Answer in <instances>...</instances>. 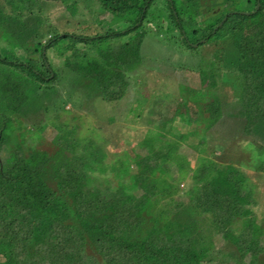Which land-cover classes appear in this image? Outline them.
Here are the masks:
<instances>
[{"label": "trees", "instance_id": "1", "mask_svg": "<svg viewBox=\"0 0 264 264\" xmlns=\"http://www.w3.org/2000/svg\"><path fill=\"white\" fill-rule=\"evenodd\" d=\"M79 1L89 0H74L70 11L69 0L60 1L66 4L58 14L66 18L62 26L50 13L58 4L52 0H0V264H244L247 257V264H264V227L254 212L257 184L239 165L204 154L192 167L174 157L185 134L167 136L178 116L202 121L199 142L205 143L210 129L233 111L264 150V0H247L248 14L235 11L239 0H214L208 9L202 0H166L170 9L155 19V29L169 35L173 24L172 36L193 51L189 41L206 38L198 46L214 42V57L198 68L203 101H193L194 112L189 99L177 101L166 130L146 133L141 145L149 153L134 155L139 169L129 185L118 175L129 158L106 163L103 147L81 137L77 127L55 124L51 149L39 145L47 123L31 125V144L10 130L14 115H29L34 92L58 79L52 56L90 84L88 99L112 102L129 90L154 23L147 12L155 0H95L110 14L96 19H124L125 26L111 29L74 19L84 11ZM254 24L259 30L247 32ZM121 76L128 84L115 80ZM109 171L115 182L105 176ZM184 180L186 187L179 183ZM214 229L233 245L226 259H219Z\"/></svg>", "mask_w": 264, "mask_h": 264}, {"label": "rangeland", "instance_id": "2", "mask_svg": "<svg viewBox=\"0 0 264 264\" xmlns=\"http://www.w3.org/2000/svg\"><path fill=\"white\" fill-rule=\"evenodd\" d=\"M60 1L52 0V2L58 3L50 12L54 16H57L65 8L66 4L63 5ZM73 1L69 0L68 6L66 5L69 11ZM79 2L80 9L83 7L84 11L75 14L74 19L86 20V25L97 22L104 29L125 26L123 18H116L114 21L100 19L110 16V14L99 11V4L95 0H89L86 5H83L82 1ZM202 3L208 9L213 5L214 0H202ZM168 6L166 0H155L148 7V18H152L154 23H149L151 30L147 29L142 44V64L130 80L129 90L124 98L107 102L96 95V97L92 96L88 99L90 84L85 85L86 80H81L75 71L63 68L58 61L59 58L52 56L58 66L56 69L59 73L58 79L54 84H49V88L47 85H43L34 92L26 106L29 115H14L15 123L10 129L11 132L22 134L26 137L27 143L31 144L34 142L30 136L31 125L36 124L35 126L39 128L42 123H47L46 128L41 132L43 143L38 144L43 148L51 149L50 141L56 133L55 124L60 125L62 122H66L68 128L77 127L81 137L92 138L103 147L107 153L106 163H111L119 157L129 158L128 166L121 169L118 175H123L121 179L127 183L126 185L131 184L139 169L134 163V155L149 153L148 148L141 145L146 133H154L158 129L166 130L171 124L169 117L173 113L172 104L174 105L177 101L189 99L191 111L194 112L197 109L193 101H203L204 98L201 94V90L204 88L200 85V70L198 68L204 67L205 62L207 63L211 57H214V42L205 45L202 43L198 46L206 38L195 42L189 41L195 47L193 48L195 52L181 43V39L174 32V36H172L173 24L170 25L172 29L168 31L169 35H166L165 31L161 29H155L158 24L155 19L161 16L163 20L166 17V12L170 9ZM233 6L237 12L250 13L247 0H239ZM146 7L147 4L144 10ZM98 14L100 18L96 19ZM58 16L62 26H65L66 18ZM226 17L227 15L223 21ZM257 30H259V26L255 24L246 29L251 33ZM115 80L128 84V80L126 81L123 76ZM235 82H230V85L237 86ZM229 99L234 100L231 94ZM230 113L231 116H225V119L222 117L220 122L210 129L206 134L205 143L199 142L204 123L202 121L188 123L187 120H180L178 116L172 123V128L167 136L169 139H177L178 136H174V134H185L184 140H180V146L174 157L189 162L192 167L197 164V156L201 154L221 163H235L242 167L245 173L247 172L250 176L251 182L257 184L255 191L257 204L254 205V212L257 223L264 227V150L260 147L259 141L256 142L253 136H248L243 132L241 121L235 118V115L233 116V111ZM235 113L238 112L235 111ZM34 117H38L40 120L37 121V118ZM20 125H23L24 128L19 131L17 128ZM38 128L34 127L35 130ZM191 145H198V148L194 149ZM3 154L8 155L7 146L3 148ZM95 175L101 179L104 177L100 173H95ZM105 176L113 182L116 180L111 171L107 172ZM179 183L180 186L189 185L188 180L179 181ZM134 191L140 192L139 189ZM213 239L216 247L222 248L219 259H226L233 253V245L224 241L218 229H214ZM262 239L264 241V235ZM248 259L249 257L246 258L244 264H247ZM229 264L237 263L235 260L229 259Z\"/></svg>", "mask_w": 264, "mask_h": 264}, {"label": "water", "instance_id": "3", "mask_svg": "<svg viewBox=\"0 0 264 264\" xmlns=\"http://www.w3.org/2000/svg\"><path fill=\"white\" fill-rule=\"evenodd\" d=\"M258 5H259V3H258Z\"/></svg>", "mask_w": 264, "mask_h": 264}]
</instances>
